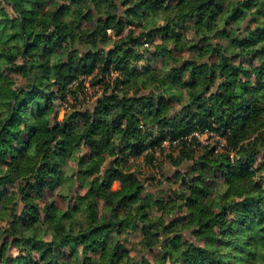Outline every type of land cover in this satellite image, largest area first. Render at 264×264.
<instances>
[{"label":"trees","instance_id":"1","mask_svg":"<svg viewBox=\"0 0 264 264\" xmlns=\"http://www.w3.org/2000/svg\"><path fill=\"white\" fill-rule=\"evenodd\" d=\"M263 152L264 0H0V264H264Z\"/></svg>","mask_w":264,"mask_h":264},{"label":"rangeland","instance_id":"2","mask_svg":"<svg viewBox=\"0 0 264 264\" xmlns=\"http://www.w3.org/2000/svg\"><path fill=\"white\" fill-rule=\"evenodd\" d=\"M184 56H188V54H185ZM245 64L246 61H243ZM159 64V60L155 59V61L153 62V65H158ZM88 95H92V89L87 91ZM91 98V97H90ZM72 103V102H71ZM68 105V104H67ZM63 105V109L61 110V112L63 111L65 113V111L68 109V106ZM71 113V112H70ZM59 119H61V113L59 114ZM204 137H206V139H204ZM200 141L202 142V144H212L214 142V139H208L207 136H199ZM173 152V150L171 148H168L167 146H165L163 148V151L160 152V160L159 165L156 166H146L142 160L143 156H139L137 158H131V162H133V164L135 166L138 167L139 170V174L142 177V179H145V185H146V189L152 193L155 197H167V195H170L171 193V189H176L178 186V182L175 179L174 174V169H176V167H173L170 165V163L168 162L167 159V154ZM133 159V160H132ZM256 164L257 165H263L264 164V152L261 153L256 160ZM72 165V164H71ZM160 166V167H159ZM136 168V167H135ZM179 169V168H177ZM71 170L68 169L67 171V175H70ZM155 175L156 179L154 180H150V176ZM167 177L169 178V181L167 183ZM215 178L217 179V182L221 181V176L220 173H217V175L215 176ZM71 183L70 180L66 179V182L64 184V186L62 188H58L56 191H54L53 193L51 192H46L45 196L49 197L50 195L52 196L51 198L53 200H55V202L57 203V206L61 209H64L66 207V199L64 197L65 194H68L69 196V200H71V196L72 193L70 194V192L68 191L69 187H70ZM118 187V183L115 182L112 184V189H116ZM41 201L44 202V199H42ZM40 201V202H41ZM46 201V199H45ZM151 215L153 217H158L160 215V213L156 210V208H154L151 212ZM184 237H188L187 234H184ZM129 239V247L132 246V249L134 250V252H132L131 254H135L136 251H140L139 249L140 246L138 245V243L140 242V240L142 239V234L140 231H137L135 233H131L128 236ZM143 253V252H141ZM140 253V254H141ZM158 251L154 250V253L152 252H146L145 254L147 255V257L149 259L153 258V254H157Z\"/></svg>","mask_w":264,"mask_h":264},{"label":"clouds","instance_id":"3","mask_svg":"<svg viewBox=\"0 0 264 264\" xmlns=\"http://www.w3.org/2000/svg\"><path fill=\"white\" fill-rule=\"evenodd\" d=\"M47 11H49V12L54 11V6H50V7L47 9ZM158 22H159L160 24H163V23L165 22V20H164L163 18H161ZM109 35H111V32H109ZM107 47H108V48H111L112 45L109 44ZM55 103L58 104L59 101H56ZM63 116H64V112L62 111V112H61V119H63ZM204 139H206V137H204ZM164 143H165V146L168 145V141H165ZM229 154H230V155H235V153H229ZM189 163H190V161H189ZM5 171H7V169H5ZM225 187H226V186H225ZM77 219H79V218H77ZM0 227H2V226H0ZM42 238H44V237H42ZM46 239H47L48 241H51V240L53 239V236H52L51 234H49V235L46 237ZM0 243H2V239H0ZM11 254H12L13 257L20 255L19 249L14 250Z\"/></svg>","mask_w":264,"mask_h":264},{"label":"built area","instance_id":"4","mask_svg":"<svg viewBox=\"0 0 264 264\" xmlns=\"http://www.w3.org/2000/svg\"><path fill=\"white\" fill-rule=\"evenodd\" d=\"M146 45V44H145ZM117 73L116 72H114L113 73V76H115ZM194 135L196 136V137H198L199 138V136H201V135H198V133H194ZM200 139V138H199ZM216 139H220V138H218V137H216ZM220 141L223 143V139H220Z\"/></svg>","mask_w":264,"mask_h":264}]
</instances>
